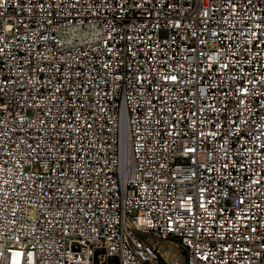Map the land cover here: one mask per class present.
Here are the masks:
<instances>
[{
	"label": "built area",
	"instance_id": "built-area-1",
	"mask_svg": "<svg viewBox=\"0 0 264 264\" xmlns=\"http://www.w3.org/2000/svg\"><path fill=\"white\" fill-rule=\"evenodd\" d=\"M264 264V0H0V264Z\"/></svg>",
	"mask_w": 264,
	"mask_h": 264
},
{
	"label": "rangeland",
	"instance_id": "rangeland-1",
	"mask_svg": "<svg viewBox=\"0 0 264 264\" xmlns=\"http://www.w3.org/2000/svg\"><path fill=\"white\" fill-rule=\"evenodd\" d=\"M163 255L169 264H185V256L181 253L176 244L164 243L161 245Z\"/></svg>",
	"mask_w": 264,
	"mask_h": 264
}]
</instances>
